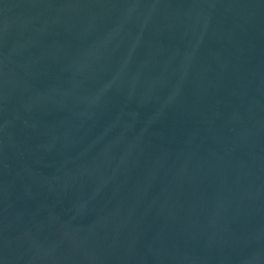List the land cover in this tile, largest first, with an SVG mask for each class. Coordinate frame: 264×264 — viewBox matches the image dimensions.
Instances as JSON below:
<instances>
[{
  "label": "water",
  "instance_id": "obj_1",
  "mask_svg": "<svg viewBox=\"0 0 264 264\" xmlns=\"http://www.w3.org/2000/svg\"><path fill=\"white\" fill-rule=\"evenodd\" d=\"M0 264H264V0H0Z\"/></svg>",
  "mask_w": 264,
  "mask_h": 264
}]
</instances>
